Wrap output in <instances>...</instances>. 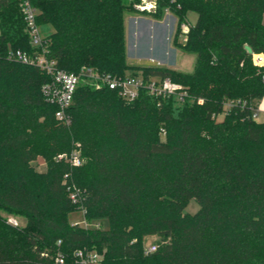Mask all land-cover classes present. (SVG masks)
<instances>
[{
	"label": "trees",
	"instance_id": "16d2710c",
	"mask_svg": "<svg viewBox=\"0 0 264 264\" xmlns=\"http://www.w3.org/2000/svg\"><path fill=\"white\" fill-rule=\"evenodd\" d=\"M33 5L57 69L167 78L187 96L140 90L125 103L80 82L61 124L42 94L49 76L8 58L35 49L19 0H0V264H78V250L98 264H264V121L251 117L264 98V66L252 61L264 55V0H157L150 13L129 0ZM165 10L177 19L172 45L195 55L191 72L127 62L125 13L159 21ZM189 11L197 19L180 43ZM73 151L80 166L56 160ZM191 199L198 210L184 213ZM76 210L87 226L69 223Z\"/></svg>",
	"mask_w": 264,
	"mask_h": 264
},
{
	"label": "built area",
	"instance_id": "2783aa9c",
	"mask_svg": "<svg viewBox=\"0 0 264 264\" xmlns=\"http://www.w3.org/2000/svg\"><path fill=\"white\" fill-rule=\"evenodd\" d=\"M129 2H132L134 9L141 13H150L156 10L157 0H129ZM19 4L29 44L35 51L32 54L19 50L10 52L8 58L25 65L34 66L49 76V83L43 85L41 90L45 100L56 106L57 109L54 117L61 124L65 126L70 124L71 119L68 114V108L71 104L75 89L80 82H84L94 88L106 87L109 90L116 91L125 103H130L135 100L140 90H146L149 95L153 96L171 95L176 97L180 102H183L184 98L187 96L185 90H183L180 85L171 82L167 78L160 79L158 77H150L144 79L141 75L115 77L110 74L97 73L88 68H81L76 73H68L57 69L55 62L49 60L46 56L45 43L36 21L37 9L33 5V0H19ZM167 13L171 14V12L165 10V14ZM176 24L177 19L175 17V27ZM179 28L180 35L178 42L184 43L186 41L185 34L189 27H186L183 22L179 25ZM252 61L256 66H264V55H253ZM198 102L200 103L201 100H198ZM230 104L231 103H228L227 106ZM259 114H264V112L259 111L257 108L251 110L252 119L264 121L259 119ZM56 160H65L74 167L82 164V160L77 151H73L69 155H58ZM70 198L72 201H75V192L70 194ZM80 211L82 212V210ZM7 223L13 226L18 225L17 220L12 217L7 218ZM84 226H87V224L85 223ZM153 251H155V245L144 248L145 254ZM74 256L78 264H98L100 259L99 255L94 252L84 253L81 250L76 251ZM56 261L59 263L62 262L61 259H56Z\"/></svg>",
	"mask_w": 264,
	"mask_h": 264
},
{
	"label": "rangeland",
	"instance_id": "374dc122",
	"mask_svg": "<svg viewBox=\"0 0 264 264\" xmlns=\"http://www.w3.org/2000/svg\"><path fill=\"white\" fill-rule=\"evenodd\" d=\"M196 19L197 15L194 12H187L184 18L185 26H193ZM174 30L175 17L172 14L167 13L162 20L158 21L146 14L125 13L124 32L127 62L136 65H160L182 72H191L195 55L172 45ZM259 115V119L264 120V114ZM221 119L222 116L217 118L218 121ZM35 166L38 171L44 170V160L38 157L35 160ZM197 210V202L191 199L183 212L194 214ZM17 221L22 223L19 219ZM68 221L70 224L85 225L83 213L80 210L70 213ZM94 225L92 223L89 226L93 227ZM100 227L106 229L107 224L103 222ZM157 241L158 238L155 236L146 237L143 240V247L148 248L155 245Z\"/></svg>",
	"mask_w": 264,
	"mask_h": 264
},
{
	"label": "crops",
	"instance_id": "0c3cea01",
	"mask_svg": "<svg viewBox=\"0 0 264 264\" xmlns=\"http://www.w3.org/2000/svg\"><path fill=\"white\" fill-rule=\"evenodd\" d=\"M259 111L264 112V98L261 99V101L257 104L256 107Z\"/></svg>",
	"mask_w": 264,
	"mask_h": 264
},
{
	"label": "water",
	"instance_id": "95a60500",
	"mask_svg": "<svg viewBox=\"0 0 264 264\" xmlns=\"http://www.w3.org/2000/svg\"><path fill=\"white\" fill-rule=\"evenodd\" d=\"M244 49H245L247 54H249V55L252 54V50H251V48L249 46H245Z\"/></svg>",
	"mask_w": 264,
	"mask_h": 264
}]
</instances>
